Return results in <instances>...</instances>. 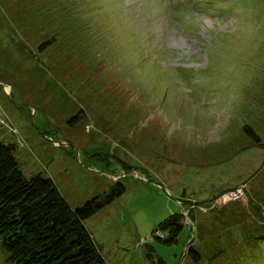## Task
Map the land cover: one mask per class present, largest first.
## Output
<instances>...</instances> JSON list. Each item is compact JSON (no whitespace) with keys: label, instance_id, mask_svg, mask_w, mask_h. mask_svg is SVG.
Here are the masks:
<instances>
[{"label":"rangeland","instance_id":"obj_1","mask_svg":"<svg viewBox=\"0 0 264 264\" xmlns=\"http://www.w3.org/2000/svg\"><path fill=\"white\" fill-rule=\"evenodd\" d=\"M0 142L74 207L121 178L107 264H264V0H0Z\"/></svg>","mask_w":264,"mask_h":264},{"label":"trees","instance_id":"obj_2","mask_svg":"<svg viewBox=\"0 0 264 264\" xmlns=\"http://www.w3.org/2000/svg\"><path fill=\"white\" fill-rule=\"evenodd\" d=\"M245 130L260 139L250 126ZM15 149L16 143L0 142V248L7 260L11 264H107L85 220L125 192L121 178L108 192L74 207L52 177L25 173ZM207 204L201 203L200 208ZM183 217V213L170 214L158 227L167 232L157 237L177 241L186 225ZM200 254L190 245L188 255L196 263ZM156 264L167 263L159 257Z\"/></svg>","mask_w":264,"mask_h":264}]
</instances>
